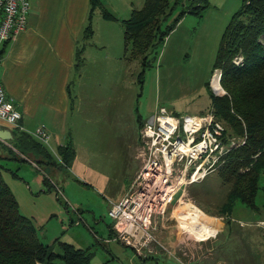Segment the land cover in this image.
<instances>
[{"label": "rangeland", "instance_id": "1", "mask_svg": "<svg viewBox=\"0 0 264 264\" xmlns=\"http://www.w3.org/2000/svg\"><path fill=\"white\" fill-rule=\"evenodd\" d=\"M112 1L117 8L110 11L118 18L127 16L130 7L138 8L143 2L108 0L109 3ZM174 1L169 0L171 5ZM241 2L242 0H209L202 19L201 16H194L198 22H185L184 43L170 48L166 47L167 40H164L157 48L156 57L153 58L154 52L149 54L152 65L145 69L141 82L137 81L141 69L139 59L125 57L121 31L118 30V36L114 32L112 37L105 32H113L107 26L116 25V22L102 17L99 10L95 9L92 25L96 34L91 39L95 45L88 54L84 55L82 52V59L72 68L70 77L74 101L69 107L67 141L70 140L75 155L68 164H64L51 141V134L48 143H43L51 151L53 158L59 161L58 167L50 166L58 172V176H54V169L49 171L47 168V173L57 178L60 186L65 184L64 191L59 196L67 203V208L56 198L54 184L50 191L44 189L37 193L33 189L32 192L20 175L13 176L9 172H3L6 183L18 201L20 212L32 218L43 242L51 243L59 236L61 240L77 247H89L93 253L92 261L103 264H195L201 248L205 250L209 246V243L202 246L197 239L208 236L195 231L193 234L197 239L185 232L176 234L174 229L179 230L178 225L189 231L190 227L178 218L179 214L174 213V210L181 201H185L182 206L185 207L188 202L193 203L206 215L216 218L220 216V220L224 221L225 216L220 214L219 206L225 199L229 183L220 177L219 167L203 178L187 183L185 190L177 192H180L179 195L183 193V196L171 204L162 217L160 214L154 218L158 240L150 242L149 247L144 248L141 254L130 245L108 235V224L112 223L108 209L110 200H118L111 199L116 195L112 194L114 189L130 184L140 166L141 155L138 152L137 156L136 148L139 143L136 98L138 113L143 118H146L148 107L150 104L153 106L154 102L155 107L164 105L178 114L198 113V108L210 97L209 86L213 91L210 79L219 38L231 14L239 8ZM229 9L231 11L225 14L224 11ZM179 10L180 6L177 5L171 17ZM219 17H222V21L218 23ZM197 33L201 39L204 35L209 38L206 45L195 44L194 34ZM86 40L80 36L78 45L84 46ZM200 48L202 52L205 51V55H192L194 50ZM179 73L183 74L179 76ZM259 183L261 187L256 195L259 210H253L237 201L230 214L232 225H243L237 237L245 240L248 245L226 236L223 242L225 247L217 248L221 249L218 256L233 264H264V222L257 220L264 214V173ZM31 186L34 188L35 185ZM178 210L180 213V208ZM70 217L74 219L72 224ZM78 217L81 220L76 223ZM219 233L216 238L222 239L223 233ZM233 243L236 245V258L231 254L234 245L230 250L226 247ZM247 249L250 251L249 259H244Z\"/></svg>", "mask_w": 264, "mask_h": 264}, {"label": "trees", "instance_id": "2", "mask_svg": "<svg viewBox=\"0 0 264 264\" xmlns=\"http://www.w3.org/2000/svg\"><path fill=\"white\" fill-rule=\"evenodd\" d=\"M177 5L180 10L171 17ZM207 5V0H175L172 5L169 0H144L140 7L132 8L127 17L118 18L103 0H89L79 37L88 40L92 36L95 9L108 20H119L123 53L128 59H139L141 69L137 81L141 82L145 69L152 65L149 54L154 52L153 58L156 57L157 48L181 16L187 12L201 14ZM83 50L84 46L77 44L74 67L80 63ZM4 51L3 48L1 54ZM239 54L242 60L235 62L233 59ZM215 67L221 68L220 84L225 92L216 94L209 86L210 107L225 122V135H246L243 143L224 154L225 160L219 165L220 177L229 183L219 212L229 223L237 201L259 210L256 195L264 173V0H242L239 8L231 14L215 51L212 70ZM67 87L72 104L74 94L70 81ZM135 111L139 128L146 118L138 113L137 98ZM70 144L57 148L64 164H68L75 155V149ZM13 145L22 152H30L35 162H59L43 142L25 130L15 133ZM8 157L23 159L14 150L7 155L0 154V264H103L92 261L93 253L89 247H77L59 236L51 243L41 240L32 218L20 212L18 201L4 179V171L16 174L3 162ZM108 231L109 235H114L112 223L108 224Z\"/></svg>", "mask_w": 264, "mask_h": 264}, {"label": "crops", "instance_id": "3", "mask_svg": "<svg viewBox=\"0 0 264 264\" xmlns=\"http://www.w3.org/2000/svg\"><path fill=\"white\" fill-rule=\"evenodd\" d=\"M207 1L209 5V0ZM103 3L109 9L114 10L117 8L113 1L109 3L108 0H103ZM132 8L134 7L132 6L128 10V15ZM88 9L89 0H30L26 28L15 34L13 39L8 43L7 49L2 56L0 76L6 92L14 97L16 106L21 111L19 122L28 130H32L39 123L45 125L50 131L51 141H53L56 149L70 142V140L67 141V123L69 121L68 114L71 101L67 92V86L70 81L72 68H74L75 49L79 42V33L85 22ZM204 10L205 8L201 10V14L193 12L184 13L176 22L171 32L165 37V40H167L166 47L171 48L175 47L177 44L184 43L186 41L185 22L186 24L198 22L195 17L201 16L200 19H202ZM228 11L231 10L224 11L225 14L226 12L228 13ZM215 18L217 19L218 17L215 16ZM111 21L116 22V25H109L107 27L112 28L113 32L109 30L105 32H107L110 37L114 36V32L115 36L116 34L118 36V32L121 31L122 33V25L119 20ZM219 21H222V17H219L218 23ZM93 29L94 32L92 36L96 34L95 27ZM208 33L210 32L208 31ZM92 36L84 43V55L88 54L90 48L95 45L94 41L91 40ZM194 37L196 45L201 43L206 45L209 40L205 35L204 38L201 39L198 33L194 34ZM201 48L199 50H194L192 55L197 56L202 53L205 55V51L203 50L202 52ZM165 50L166 49L163 50L164 61L166 59ZM182 74L183 73H179V76ZM158 99L161 98L158 96ZM210 102L211 99L209 97L208 101L198 108V113L206 111V109L210 107ZM155 106V102L153 106L150 104L146 118L152 114ZM0 126L2 128L0 131H6L7 128L11 130V137L6 139L0 137V154L7 155L14 150L23 157L22 160L8 157L5 165L11 170H14L16 174L9 170L4 172H9L13 176L20 175L22 180H26L32 192L33 189L37 191V193L44 189L50 191L51 185L54 184L56 187V198L64 202L60 198L59 193L64 191L65 184H62V186L59 185V180L54 177L58 176V172L50 167H58L59 163L53 164L46 163L45 161L35 162L30 152H22L13 145L14 135L20 129L1 119ZM10 148H12V150ZM47 168L50 169H48L49 171L55 170L53 172L54 176L47 173ZM4 178H6V176H4ZM32 184L35 185L34 188H32ZM127 186L114 189L112 194L116 195L115 198L113 197L111 199H119L126 191ZM64 205V207L67 208V203ZM221 218L220 216L218 217L220 225L216 233L205 239H197L193 234L194 229L191 228L190 231L192 232L187 228L181 229L179 225V230L174 229L176 234H183L185 232L194 239L199 240L202 246L209 243V246L206 247L205 250L201 248V254L196 257L195 264H233L229 262L228 259L218 256L219 250L221 249L217 248L222 246L223 248L225 247L223 242L226 236L247 244L245 240L237 237V233L242 230L240 228H242L243 225L239 223L238 226H235L230 222H225V218L224 221L220 220ZM73 220L74 219L70 217V222ZM80 220V217H78L76 223ZM257 220L258 222H264V214L262 217L257 218ZM227 230L228 232L226 233ZM235 230L237 231L234 233ZM219 232L223 233L222 239L219 237L216 238ZM231 246H233V252L231 254L236 258V251H234L236 249L235 243L226 246L227 250H230ZM247 250V253L244 252V259H249L250 251L249 249ZM246 254L248 256H246ZM234 260L233 258L232 261Z\"/></svg>", "mask_w": 264, "mask_h": 264}, {"label": "built area", "instance_id": "4", "mask_svg": "<svg viewBox=\"0 0 264 264\" xmlns=\"http://www.w3.org/2000/svg\"><path fill=\"white\" fill-rule=\"evenodd\" d=\"M29 8L30 0H0V51H6L15 34L26 28ZM3 54L0 52V65ZM233 60L240 62L242 55ZM220 76L221 68L215 67L210 83L216 92L223 91ZM214 78L216 87L212 84ZM20 117L21 111L0 76V119L48 143L50 131L45 125L39 123L28 130L19 122ZM225 128V122L212 107L186 115L164 105L155 107L138 128L140 166L124 194L116 201L110 200L108 214L112 218L113 238L139 254L150 242L157 241L154 218L160 214L162 217L183 196L177 192L185 190L187 183L218 168L225 160L224 154L245 141V134L225 135Z\"/></svg>", "mask_w": 264, "mask_h": 264}, {"label": "bare ground", "instance_id": "5", "mask_svg": "<svg viewBox=\"0 0 264 264\" xmlns=\"http://www.w3.org/2000/svg\"><path fill=\"white\" fill-rule=\"evenodd\" d=\"M212 83L215 87L217 86L216 79H213ZM181 202L177 205V209L174 210V213L178 212V218L185 221L187 223V226H189L191 229L196 230V233L204 236H209L210 234L216 233L220 225V221L218 220V218L206 215L199 207H197L193 203L188 202L184 207L182 205L185 201H183L182 203ZM179 208L180 213L178 210ZM198 223H200L201 225H198Z\"/></svg>", "mask_w": 264, "mask_h": 264}, {"label": "water", "instance_id": "6", "mask_svg": "<svg viewBox=\"0 0 264 264\" xmlns=\"http://www.w3.org/2000/svg\"><path fill=\"white\" fill-rule=\"evenodd\" d=\"M212 89H213V87H212ZM222 90H223L222 92H216L213 89L214 93H216V94H221V93L225 92V90L223 88H222ZM0 130H2L1 126H0ZM10 132H11V130L9 128H7L6 131H0V137L3 138V139L11 137V133Z\"/></svg>", "mask_w": 264, "mask_h": 264}]
</instances>
